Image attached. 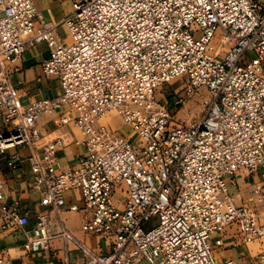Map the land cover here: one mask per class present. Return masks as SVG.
<instances>
[{
    "label": "built area",
    "instance_id": "2783aa9c",
    "mask_svg": "<svg viewBox=\"0 0 264 264\" xmlns=\"http://www.w3.org/2000/svg\"><path fill=\"white\" fill-rule=\"evenodd\" d=\"M72 2L66 41L58 24L41 20L34 0H0V119L9 128L0 129V153L30 149L25 160L43 208L8 202L0 183V228L21 232L26 254L48 251L61 237L83 254L77 264H218L214 248L231 224L247 244L264 239L256 212L237 206L230 192L242 170L264 180V7L258 0ZM214 40L219 49L211 53ZM39 43L49 49L44 76L59 82L60 93L25 105L11 76ZM184 77L213 98L206 116L188 127L174 124L157 99L162 86ZM62 111V124L79 129L85 148L69 171L57 157L62 142L42 145L38 127L43 115ZM114 111L141 145L102 122ZM21 162L9 158L12 168ZM72 190L91 212L81 230L109 240L108 253L67 228L63 213L81 210L66 205ZM0 264H9L4 251ZM256 264H264V253Z\"/></svg>",
    "mask_w": 264,
    "mask_h": 264
},
{
    "label": "crops",
    "instance_id": "0c3cea01",
    "mask_svg": "<svg viewBox=\"0 0 264 264\" xmlns=\"http://www.w3.org/2000/svg\"><path fill=\"white\" fill-rule=\"evenodd\" d=\"M34 5L41 15V20L49 24H58L60 34L68 41L65 20L74 10L72 0H34ZM48 56L47 44H34L29 46L14 64L12 82L25 105L42 99H54L60 93L59 82L54 78L44 76L43 64ZM62 113L63 111L43 115L38 121V127L44 138L42 145L57 140L62 142V145L57 147V157L61 168L69 171L78 167L79 159L85 153V148L79 144L81 140L79 129L73 123L62 124ZM109 117L111 121L107 123L110 127H114L115 131L129 140L127 138V125L122 122L121 126L115 127L111 124L115 115ZM0 129L3 131L9 129L1 119ZM30 153V149L25 146L9 150L6 154L0 153V183L3 185L8 202H19L22 208L40 211L43 209L40 204L41 196L33 188L34 176L30 164L25 160ZM14 154L22 159L17 168H12L9 165V158ZM255 176L257 177L253 176L254 179L260 178V175ZM252 181V178L245 176V174H238L235 184L230 188L237 206L244 205L241 199L248 194V187ZM72 204H76L81 210L70 212L66 209L67 211L62 216L66 220L67 228L78 240L95 252L108 253L110 250L109 240L103 239L101 236L86 234L81 230V224L91 218V212L85 208L80 190H72L66 195V205ZM54 221L56 220L53 218L51 229L53 235L59 232ZM32 228L33 222L31 221L28 229L31 230ZM239 233L240 226L238 224H231L224 229L220 236L222 245L216 246L215 253L217 255L215 254V257L218 263L234 260L237 264H252L259 254L264 253V239L246 244L242 241ZM24 241L25 236L21 232L3 231L0 228V251L8 254L9 264H66V262L77 264L83 261L81 252L74 250L72 245L68 246L61 237H55L51 243V249L41 253L26 254L22 247Z\"/></svg>",
    "mask_w": 264,
    "mask_h": 264
},
{
    "label": "rangeland",
    "instance_id": "374dc122",
    "mask_svg": "<svg viewBox=\"0 0 264 264\" xmlns=\"http://www.w3.org/2000/svg\"><path fill=\"white\" fill-rule=\"evenodd\" d=\"M258 1L259 4L264 7V0ZM218 49L219 42L218 40H214L213 45L210 47V51L211 53H215ZM220 55H223V52H221ZM247 56L249 58H256V55L253 52H249ZM157 99L167 104V106L171 110L174 124L183 127H188L193 124L199 123L206 116L208 106L213 100L211 93L206 87L202 86L193 88L185 77L179 78L172 81L171 83L162 86L157 92ZM110 115H115L113 121L114 123L111 122V124H113L115 127L121 126L124 123L118 112H111L106 118H108ZM106 118H103L102 122L108 125L110 129L115 131L114 127H110L109 123H107L108 121H111V118ZM127 127V138H129L131 142H136L138 145H141L142 140L139 134L132 128V126L127 125ZM239 173L245 174V176L252 178L253 180L248 187V194L241 200H243L244 205L246 204L250 206L256 212L260 224L264 226V180L262 177L254 179L253 176H257L249 174L248 172L243 170ZM155 221L156 218H153L150 221V225H153ZM72 247L75 248V246L73 245ZM216 249L217 248L215 247L214 252H216ZM215 254L217 255V253ZM82 258L83 254L81 253V259ZM257 258L258 257L253 260L252 264H256ZM223 262H219L218 264H223ZM142 264L150 263L148 261H143Z\"/></svg>",
    "mask_w": 264,
    "mask_h": 264
}]
</instances>
